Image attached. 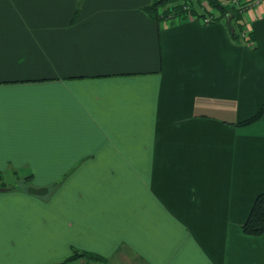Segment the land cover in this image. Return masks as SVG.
Instances as JSON below:
<instances>
[{"label":"crops","instance_id":"1","mask_svg":"<svg viewBox=\"0 0 264 264\" xmlns=\"http://www.w3.org/2000/svg\"><path fill=\"white\" fill-rule=\"evenodd\" d=\"M152 2L0 0V264H264V0L251 47Z\"/></svg>","mask_w":264,"mask_h":264},{"label":"trees","instance_id":"2","mask_svg":"<svg viewBox=\"0 0 264 264\" xmlns=\"http://www.w3.org/2000/svg\"><path fill=\"white\" fill-rule=\"evenodd\" d=\"M228 0H153L148 7V14L156 21H162L169 17H177L181 21H192L207 19L209 24L223 22L228 27L230 39L236 43L245 44L248 47L253 45L250 34L246 33L243 23L242 13L234 6H230ZM199 10H201L199 12ZM207 25V24H206ZM264 114V104L261 106L255 116L249 120L240 123V125H249L258 121ZM243 234L258 237L264 234V193L259 194L253 201L249 215L245 223L241 226ZM82 261V263H80ZM106 262L107 259L99 255L72 251L71 256L63 262L57 264H94Z\"/></svg>","mask_w":264,"mask_h":264},{"label":"built area","instance_id":"3","mask_svg":"<svg viewBox=\"0 0 264 264\" xmlns=\"http://www.w3.org/2000/svg\"><path fill=\"white\" fill-rule=\"evenodd\" d=\"M196 1V0H192ZM263 0H228V4L230 6H234L237 10H239L242 13L243 20L246 18L247 13H249L251 10L256 8L262 3ZM195 20V19H194ZM202 24L206 25L209 24L207 19H201ZM244 25L245 21H243ZM247 30L246 33L242 35L243 39L246 38Z\"/></svg>","mask_w":264,"mask_h":264},{"label":"water","instance_id":"4","mask_svg":"<svg viewBox=\"0 0 264 264\" xmlns=\"http://www.w3.org/2000/svg\"><path fill=\"white\" fill-rule=\"evenodd\" d=\"M5 188H0V193L4 192ZM27 193L31 195H35L38 197H42L47 193V188H27Z\"/></svg>","mask_w":264,"mask_h":264},{"label":"rangeland","instance_id":"5","mask_svg":"<svg viewBox=\"0 0 264 264\" xmlns=\"http://www.w3.org/2000/svg\"><path fill=\"white\" fill-rule=\"evenodd\" d=\"M200 11H201V10H199V12H200ZM169 18H172V17H169ZM112 262H113V261H112ZM80 263H82V261H81ZM80 263H79V264H80ZM113 263H114V264H123L122 262H116V261L113 262Z\"/></svg>","mask_w":264,"mask_h":264}]
</instances>
